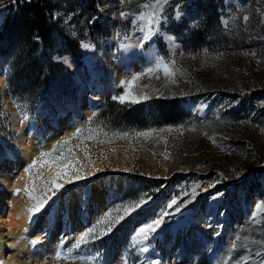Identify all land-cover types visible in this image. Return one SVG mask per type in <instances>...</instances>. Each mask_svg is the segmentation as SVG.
I'll list each match as a JSON object with an SVG mask.
<instances>
[{
    "label": "rangeland",
    "instance_id": "obj_1",
    "mask_svg": "<svg viewBox=\"0 0 264 264\" xmlns=\"http://www.w3.org/2000/svg\"><path fill=\"white\" fill-rule=\"evenodd\" d=\"M143 2L98 0L97 11L95 7L89 9L93 17L88 21L79 0H70V4L61 0L53 19L61 52L53 53L51 60L41 55V73L33 83H26L24 74L16 69L20 60L0 53V65L5 66V85L0 83V156L6 145L13 144L17 133L11 104L21 109V115L28 113L23 125L27 129L33 120L47 117L41 126L36 122L30 129L43 142L50 133L48 125H54L58 113L66 108L71 111L72 125L76 120L86 124L87 118L96 113L90 125L93 128L106 125L110 130L130 133L164 129L148 138L110 135L104 143H100L103 137L83 143L71 140L82 164L87 160L81 150L85 145L90 159H104L106 170L118 163L117 156L122 161L117 173L106 180L110 186L117 179L123 180L122 186L108 192L105 207L95 206L87 227L109 207L151 197L111 233L71 255L84 257V264H102L104 257L117 262L116 251L127 257L128 264H145L146 259H157L161 264H237L243 256L252 257L248 264H255L261 259L254 256L260 245L252 241L264 240V214L257 212L253 218L251 213L255 203L264 200V171L249 169L264 164V0H169L160 32L140 47L135 40L141 33L138 25H132L131 14L138 13ZM3 3L0 33L9 34L5 32L6 19L16 5L11 0ZM121 11L130 15L121 18ZM175 29L180 34L174 33ZM125 35L132 39L124 41L129 46L122 48ZM166 36L173 37L178 48L169 47ZM181 38L185 44L179 42ZM82 42L94 47L85 49ZM153 51L175 60V66L181 69L175 75L176 82L160 71L141 78L132 87L133 94L148 95L149 99L138 103L114 100L113 96L123 94L125 86L120 80L149 66ZM10 80L14 84L12 93ZM91 90L102 99L95 111L86 114L83 104ZM108 96L116 101L113 113L129 116L127 121H116L114 115L101 116ZM164 106L178 109L165 120L160 112ZM78 144L81 148H75ZM237 172L243 173L239 179ZM95 180L98 178H88L70 187L80 203ZM217 180L221 182L215 188H208ZM194 184L201 186L195 200L146 242L149 252L141 255L132 248L135 229L160 213L172 197H181L182 202V191L190 192ZM218 192L223 195L213 199ZM73 237L69 236L71 243ZM88 257L95 259L90 261Z\"/></svg>",
    "mask_w": 264,
    "mask_h": 264
},
{
    "label": "snow or ice",
    "instance_id": "obj_2",
    "mask_svg": "<svg viewBox=\"0 0 264 264\" xmlns=\"http://www.w3.org/2000/svg\"><path fill=\"white\" fill-rule=\"evenodd\" d=\"M12 3H17L18 0H11ZM122 3L125 0H121ZM169 4V0H144L143 3L139 4V12L131 14L133 16L131 23L133 26H139V32L141 35L135 40L137 46L143 47L146 43L151 41L154 36L160 32V25L163 21L167 19L164 15L165 7ZM4 7L3 0H0V8ZM130 13L126 11L120 12L121 18H127ZM177 16L180 13H176ZM245 21L249 19L247 15L243 17ZM227 23V22H225ZM119 35V33L117 34ZM131 36L125 35L121 38L122 42L120 47L126 48L129 45L124 43V41H130ZM166 39L169 41V46L171 48L175 47L174 38L171 36H166ZM81 46L85 49H91L94 47L90 43L82 42ZM151 62L150 65L145 67L141 72H133L130 75L129 79H121L120 85L125 86L123 94L119 96H113L114 100H119L120 103H125L126 101H131L132 103H138L140 100H147L150 97L148 95L133 94L132 87L135 83L145 76L151 77L154 73L163 72L164 76L168 79H171L175 83V75L177 72H180L181 69L175 66L176 62L173 58H166L161 56L158 52H150ZM65 63L67 61L65 60ZM156 78H159L157 76ZM147 87V85H145ZM96 116V113H93L87 118L86 124L79 125L75 127V130L72 131L69 135L64 136L61 140H57L52 144L51 148L48 150L41 149L38 156L33 157L30 163H27L23 169L24 174L27 176V181L24 183L23 189L14 188L13 195H19L21 192L25 197L32 201L29 205L26 206V211L28 212V220L31 222L34 220L38 213L44 212L47 208L51 206L54 200L61 194L66 187L71 184H75L79 181L86 180L91 176H94L97 172L103 171V169L96 168L95 171H84V164L75 156L74 147L70 145V142L73 138L80 140L82 143L87 140H92L94 138L103 137L104 139L100 140V143H104L106 139L111 135L112 137L119 138H128L131 139L134 135L137 138L144 137L148 138L149 135L156 131H164V129H148L145 131H135L131 133L129 131L121 130H110L106 125H101L96 128L91 127L93 118ZM28 119L27 115L23 117L21 123L23 124ZM179 127L183 128V125ZM195 130V129H193ZM207 135V133H205ZM213 139V137H209ZM215 143V139H213ZM75 148H81V145L78 144ZM81 150L84 152L85 159L88 160V163L91 164L92 161L89 158V151L85 145ZM167 159V157H165ZM47 168L48 171L45 173L42 169ZM127 171V169H125ZM242 172L236 173V178L239 179L242 176ZM159 178V177H157ZM221 179L224 177L221 175ZM221 180L209 183L208 188H215L216 184L220 183ZM201 186L199 184H194L190 192L182 191V196L184 197L181 202V197L174 196L166 204V207L158 214H155L154 217H150L146 222L140 224L134 231L131 237V247L134 248L138 253L143 255L148 253L150 245L148 242L151 238H154L155 234L159 231H162L167 222L172 219L178 213H181L182 210L186 209L189 204H191L196 196L197 189ZM206 190V189H205ZM51 193V195H48ZM222 192L215 194L213 199L216 197L222 196ZM191 197V198H188ZM147 199L141 197L138 201H129L121 202L116 204L114 207H109L90 227H87L86 230L81 231L78 236L72 238L74 243H71L70 247L65 248L66 241L69 238L65 235L59 242L58 247L55 250L53 259L59 261L72 260L77 257L72 256L71 254L81 248L87 247L89 245L95 244L97 240L102 239L104 236L111 233L122 221L129 217L135 211L141 209L143 205L147 203ZM257 212L264 214V200L258 201L255 203L254 210L251 213V216L255 218ZM115 213V214H113ZM100 226H103L100 228ZM219 235V233H216ZM46 238V233L44 234ZM42 237H37L29 241V243L35 247L40 244ZM240 237H237L239 240ZM252 243L260 245V250L254 253V256L261 258L255 261V264H264V240H253ZM233 248L236 247L234 243ZM99 255V252H97ZM11 259V257H9ZM87 259L94 260L95 257H88ZM252 260V257L243 256L241 260L237 261V264H248V261ZM0 264H5V261L0 259ZM145 264H161L157 259H146ZM228 264V262H225Z\"/></svg>",
    "mask_w": 264,
    "mask_h": 264
},
{
    "label": "bare ground",
    "instance_id": "obj_3",
    "mask_svg": "<svg viewBox=\"0 0 264 264\" xmlns=\"http://www.w3.org/2000/svg\"><path fill=\"white\" fill-rule=\"evenodd\" d=\"M174 48H178L176 43ZM4 72L5 66L1 64L0 83L2 86L5 85ZM92 93V90L89 91V95L85 97V102L83 101V110L86 111V114L95 111L102 99L101 95L95 96ZM4 97L7 98L5 95ZM11 105L13 108L11 120L17 129V133L13 136V144L6 145L3 155L0 156V259L4 260L5 264H84L86 259L81 258V256L74 262H72L73 259L71 262L64 259L57 261L53 259L55 250L65 235L68 238L71 234L76 237L86 229L92 219L95 206L105 207L106 196L110 190H119L123 180L117 179L115 182L113 181L111 186L106 180L117 173L122 167V161L117 156L118 163L106 170L104 159L94 156L91 159V164L86 160L84 162L85 172L95 171L96 168L103 169V171L89 177V179L97 177L98 180H95L94 186L92 185L83 194L82 203H80L77 192L70 189L74 184L68 185L49 208L38 213L30 222L26 206L32 201H29L23 192L19 195H13L12 190L14 188L23 189L24 183L27 181V176L23 172L26 164L30 163L33 157L38 156L41 149L48 150L57 140L69 135L76 126L80 125V121L76 120L75 125H72L71 111L66 108L64 113H58L54 125H48L50 133L43 142L40 135L35 131H30V129H34L36 122L38 123L37 126H41L42 121H47V117L43 120H39L40 118L37 121L33 120L30 123L31 127L27 129L23 127L26 121L22 124L21 120L28 113L23 112L21 115V109H18L14 104ZM77 156L81 158L79 154ZM42 171L46 173L48 169L44 168ZM45 233L46 238H44ZM37 237H42L41 242L33 247L29 241ZM70 243L69 238L65 248ZM115 257L118 259L117 262L111 260L108 262L109 258L104 257L102 264H128L127 257L121 252L116 251Z\"/></svg>",
    "mask_w": 264,
    "mask_h": 264
},
{
    "label": "trees",
    "instance_id": "obj_4",
    "mask_svg": "<svg viewBox=\"0 0 264 264\" xmlns=\"http://www.w3.org/2000/svg\"><path fill=\"white\" fill-rule=\"evenodd\" d=\"M70 4V0H67ZM61 0H18L16 8L12 10L6 19V30L9 34L0 33V53L8 54L10 57L15 56L21 61L18 69L24 74L25 82L33 83L38 80V74L41 73V55H47L52 59L53 53H60L57 48L55 22H53L56 9L59 7ZM98 0H79V6L87 12V20L93 17L92 10L95 7L97 11ZM200 8L205 11L204 6ZM13 9V8H12ZM213 12L216 11L214 7ZM89 12V13H88ZM95 24V22H94ZM97 25V22H96ZM11 31V32H10ZM174 33L180 34V31L174 30ZM5 35V36H3ZM179 42L186 43L184 38ZM26 59L28 62H26ZM23 61V62H22ZM13 65V63H12ZM37 75V76H36ZM13 82L9 81L10 93H12ZM116 101L107 97L103 108L101 109V116L114 115L116 121H127L129 116H120L113 113ZM176 107L170 106L161 107V114L165 120L168 115L172 113ZM261 169L264 171V164L252 165L250 172Z\"/></svg>",
    "mask_w": 264,
    "mask_h": 264
}]
</instances>
